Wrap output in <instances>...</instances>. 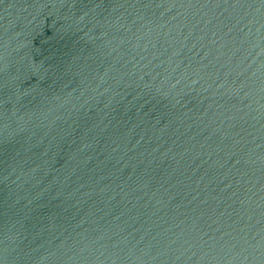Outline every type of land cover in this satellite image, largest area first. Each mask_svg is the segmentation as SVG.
I'll return each instance as SVG.
<instances>
[{"label":"water","instance_id":"water-1","mask_svg":"<svg viewBox=\"0 0 264 264\" xmlns=\"http://www.w3.org/2000/svg\"><path fill=\"white\" fill-rule=\"evenodd\" d=\"M0 264H264V0H0Z\"/></svg>","mask_w":264,"mask_h":264}]
</instances>
